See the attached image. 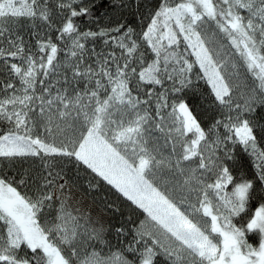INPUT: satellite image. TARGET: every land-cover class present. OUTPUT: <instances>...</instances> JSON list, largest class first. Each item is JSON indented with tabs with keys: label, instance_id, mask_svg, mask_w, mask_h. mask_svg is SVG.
<instances>
[{
	"label": "snow or ice",
	"instance_id": "snow-or-ice-1",
	"mask_svg": "<svg viewBox=\"0 0 264 264\" xmlns=\"http://www.w3.org/2000/svg\"><path fill=\"white\" fill-rule=\"evenodd\" d=\"M0 264H264V0H0Z\"/></svg>",
	"mask_w": 264,
	"mask_h": 264
},
{
	"label": "trees",
	"instance_id": "trees-1",
	"mask_svg": "<svg viewBox=\"0 0 264 264\" xmlns=\"http://www.w3.org/2000/svg\"><path fill=\"white\" fill-rule=\"evenodd\" d=\"M189 101L193 105L194 109H196V111L198 113L202 114L203 101H202L201 97L198 94L197 95H190L189 96ZM243 162L247 163L246 158H243Z\"/></svg>",
	"mask_w": 264,
	"mask_h": 264
}]
</instances>
